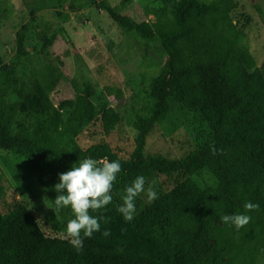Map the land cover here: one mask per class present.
Returning a JSON list of instances; mask_svg holds the SVG:
<instances>
[{"label": "trees", "instance_id": "obj_1", "mask_svg": "<svg viewBox=\"0 0 264 264\" xmlns=\"http://www.w3.org/2000/svg\"><path fill=\"white\" fill-rule=\"evenodd\" d=\"M170 17L193 45V67L170 57L149 83L150 115L135 113V149L129 157L106 142L81 147L77 135L94 120L110 125L119 113L90 83L72 85L77 97L66 116L35 76L18 80L15 62L0 59V148L14 151L35 173L57 177L46 188L52 203L59 174L78 167L85 158L118 160L121 172L114 185L120 191L143 175L165 176L171 187L125 221L115 199L93 216L104 215L100 231L85 238L77 251L66 238L71 208L56 211L59 220L41 222L23 201L9 193L12 185L0 171V264H260L264 254V72L258 67L246 32L234 21L235 0H165ZM106 12L124 33L151 39L148 21L120 14L106 1ZM18 55H27L22 38ZM16 97L12 101L10 98ZM198 111L211 129L205 145L183 158L144 155L153 126L166 119L172 103ZM212 146L216 152L213 154ZM207 169L217 180L204 189L193 176ZM113 197V196H112ZM258 203L247 212L244 204ZM225 214L251 216L239 229L222 222ZM107 229L110 235L105 237Z\"/></svg>", "mask_w": 264, "mask_h": 264}, {"label": "rangeland", "instance_id": "obj_2", "mask_svg": "<svg viewBox=\"0 0 264 264\" xmlns=\"http://www.w3.org/2000/svg\"><path fill=\"white\" fill-rule=\"evenodd\" d=\"M101 1L120 14L150 22L155 36L142 39L124 33L98 8ZM235 1L238 5L232 11L233 19L246 32L250 51L264 72V0ZM20 38L28 51L24 56L18 55ZM170 57L191 67L198 61L193 45L171 19L165 0H0V59L3 63L15 62L18 80L35 76L64 116L75 104L74 83L94 85L101 92L97 104L106 102L119 113L110 125L99 120L89 122L77 135L81 147L106 142L121 156L133 153L135 113L151 114L149 83ZM10 99L14 101L16 97ZM171 103L166 119L156 123L148 134L145 156L183 158L211 138V129L198 111H185L177 102ZM0 171L12 185L11 196L26 203L49 232L45 217L59 220L46 194L56 173H35L20 154L1 148ZM193 179L206 190L217 185L206 168ZM151 180L156 181L157 194L172 185L165 176L148 179ZM124 194L113 185L111 195L118 207ZM148 203L146 194L137 197L135 214ZM259 262L264 264V254Z\"/></svg>", "mask_w": 264, "mask_h": 264}, {"label": "clouds", "instance_id": "obj_3", "mask_svg": "<svg viewBox=\"0 0 264 264\" xmlns=\"http://www.w3.org/2000/svg\"><path fill=\"white\" fill-rule=\"evenodd\" d=\"M212 152H216L214 146ZM120 172L121 164L118 160L109 162L106 158H85L78 167H71L59 174V182L53 186L58 195L53 202L56 211L71 208L74 218L66 224V238L77 251L82 249L85 238L90 239L94 233L100 231L101 221L107 223L106 216H93L90 213L99 212L112 202V188ZM155 185V180L148 181L140 175L125 188L123 203L117 209L125 221L133 220L136 212L135 201L142 193L146 194L149 203L158 198ZM244 208L247 212H253L258 211L260 205L247 202ZM251 219L246 214H225L221 217L223 223L233 225L237 231L249 224ZM102 235L107 237L110 232L105 229Z\"/></svg>", "mask_w": 264, "mask_h": 264}]
</instances>
